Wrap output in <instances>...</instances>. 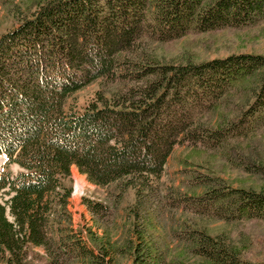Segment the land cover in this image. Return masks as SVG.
I'll return each instance as SVG.
<instances>
[{
  "label": "trees",
  "instance_id": "trees-1",
  "mask_svg": "<svg viewBox=\"0 0 264 264\" xmlns=\"http://www.w3.org/2000/svg\"><path fill=\"white\" fill-rule=\"evenodd\" d=\"M259 22L264 0H46L0 34V155L22 168L0 170V264H118L125 254L133 264H186L170 261L169 246L148 231L154 183L182 141L226 150L228 161L264 175L261 155L232 143L264 129V54L162 63L140 45L148 36L173 41ZM117 77L127 84L111 96L101 91L81 109L67 103L86 85ZM74 166L96 185L136 190L126 236L114 239L97 217L108 206L90 198L105 232L83 236L72 227L66 180ZM196 182L205 186L194 196L197 212L264 219L263 190L229 187L215 174ZM183 239L209 264H264L206 229Z\"/></svg>",
  "mask_w": 264,
  "mask_h": 264
},
{
  "label": "rangeland",
  "instance_id": "rangeland-1",
  "mask_svg": "<svg viewBox=\"0 0 264 264\" xmlns=\"http://www.w3.org/2000/svg\"><path fill=\"white\" fill-rule=\"evenodd\" d=\"M46 0H0V34L17 27L21 18L32 15L38 6ZM140 48L155 58L158 62L179 63L191 61L210 60L224 57L229 54L254 53L264 54V23H256L245 28H225L223 30L193 32L181 36L173 41H156L143 37ZM130 56V55H129ZM140 56V54H139ZM118 80H120L118 82ZM122 79H105L94 81L84 89L77 91L67 100L75 108H84L94 100L96 94L104 93L111 96L110 89L117 90L123 86ZM106 85V86H105ZM125 86V85H124ZM108 88V89H107ZM108 90V91H106ZM103 93V94H104ZM68 105V108H69ZM210 122L217 125L221 120L219 114L212 113ZM208 119V118H207ZM232 143L243 153L251 149L264 160V129L251 134L248 139L234 140ZM188 141L175 144L173 151L166 161L162 176L154 183V193L150 204L152 231L154 240L169 246L167 253L170 261H179L186 264H209L205 259L190 253L192 242L183 239L185 235L198 229H206L212 237H222L232 240L238 247L245 260L253 262L264 261V219L246 218L242 220L227 221L212 218L202 212H197L193 203L194 196L205 191V186L196 182V176L201 174H215L222 178L229 187L253 188L264 191V175L243 169L234 161L224 157L226 150L205 149L199 145L190 146ZM0 170L17 173L22 168L17 164L7 162V157L0 156ZM71 187L69 209L72 213V227L82 230L87 236L90 230L103 234L105 227H98L97 213L93 212L87 199L100 201L108 207L101 212V220L109 223V231L114 239L120 240L127 235L130 223L133 222L130 213L139 200L134 188L120 192L110 186H99L89 181L76 166L73 167V177L67 179ZM81 182L83 185H81ZM0 196V202H3ZM185 200L186 203L182 202ZM182 202V203H181ZM143 218V216L141 217ZM148 218V217H147ZM153 218V219H152ZM141 222V219L139 220ZM150 222V224H151ZM150 224L147 226L151 227ZM141 226L146 227L145 224ZM182 239V240H181ZM35 252L43 255L45 250L38 248ZM118 264H133L128 255H117ZM79 264V263H76ZM82 264V263H80Z\"/></svg>",
  "mask_w": 264,
  "mask_h": 264
},
{
  "label": "bare ground",
  "instance_id": "bare-ground-1",
  "mask_svg": "<svg viewBox=\"0 0 264 264\" xmlns=\"http://www.w3.org/2000/svg\"><path fill=\"white\" fill-rule=\"evenodd\" d=\"M81 185H83V183L81 182Z\"/></svg>",
  "mask_w": 264,
  "mask_h": 264
}]
</instances>
